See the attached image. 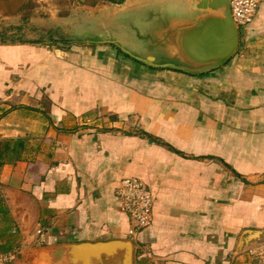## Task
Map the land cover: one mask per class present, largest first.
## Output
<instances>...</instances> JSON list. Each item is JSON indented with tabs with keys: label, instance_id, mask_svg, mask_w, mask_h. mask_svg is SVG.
<instances>
[{
	"label": "crops",
	"instance_id": "crops-1",
	"mask_svg": "<svg viewBox=\"0 0 264 264\" xmlns=\"http://www.w3.org/2000/svg\"><path fill=\"white\" fill-rule=\"evenodd\" d=\"M238 30L235 54L195 76L103 47L58 60L48 45L0 41V142L23 145L0 168V195L18 238L128 239L116 188L137 178L152 197L139 264H256L264 237L238 242L264 233V2Z\"/></svg>",
	"mask_w": 264,
	"mask_h": 264
},
{
	"label": "water",
	"instance_id": "water-1",
	"mask_svg": "<svg viewBox=\"0 0 264 264\" xmlns=\"http://www.w3.org/2000/svg\"><path fill=\"white\" fill-rule=\"evenodd\" d=\"M155 3L116 13L126 37L107 38L99 27L95 32L88 28L81 33L82 42L113 45L148 67L192 76L220 68L237 51L239 30L231 18L229 0L169 1L159 7ZM97 8L93 15L101 13V7ZM261 237L263 231H245L238 251ZM46 250L52 264H134L131 240L69 244Z\"/></svg>",
	"mask_w": 264,
	"mask_h": 264
},
{
	"label": "rangeland",
	"instance_id": "rangeland-1",
	"mask_svg": "<svg viewBox=\"0 0 264 264\" xmlns=\"http://www.w3.org/2000/svg\"><path fill=\"white\" fill-rule=\"evenodd\" d=\"M153 1L157 7L169 1L182 3V0H127L125 4L118 6L109 0H0V41L32 43L44 49L48 45V51L57 50L55 55L58 60L67 56L65 50L79 58L81 50L91 54L96 47H103L111 55L118 52L127 57L113 45L82 42L81 33L88 28L95 32L94 29L99 27L103 31L102 35L107 38H124L126 35L118 24L120 20L116 21V13L144 7V4ZM96 7H101V13L93 15ZM107 57L108 54L105 58ZM100 121L99 117H94L85 119L82 123L97 125ZM38 234L30 231L28 238L25 236L24 240L18 238L16 233L11 234L13 251L9 253L10 259L1 264H52L46 250L48 247L41 246L38 239H35ZM134 239L128 237L125 240L133 242ZM23 244L28 248L27 251L21 248ZM134 264H139V261L134 259Z\"/></svg>",
	"mask_w": 264,
	"mask_h": 264
},
{
	"label": "built area",
	"instance_id": "built-area-1",
	"mask_svg": "<svg viewBox=\"0 0 264 264\" xmlns=\"http://www.w3.org/2000/svg\"><path fill=\"white\" fill-rule=\"evenodd\" d=\"M230 14L238 29L249 25L259 5L264 0H229ZM118 206L129 221L128 237L134 239L147 228L152 217V197L148 187L137 178L122 179L116 188ZM256 264H264V247H257L249 252ZM10 254L0 255V264L9 260Z\"/></svg>",
	"mask_w": 264,
	"mask_h": 264
},
{
	"label": "trees",
	"instance_id": "trees-1",
	"mask_svg": "<svg viewBox=\"0 0 264 264\" xmlns=\"http://www.w3.org/2000/svg\"><path fill=\"white\" fill-rule=\"evenodd\" d=\"M111 3L120 4L122 0H109ZM23 149L22 141L0 142V168L4 163L15 162L20 158ZM15 228L6 208L4 199L0 195V255L13 251L12 235Z\"/></svg>",
	"mask_w": 264,
	"mask_h": 264
}]
</instances>
